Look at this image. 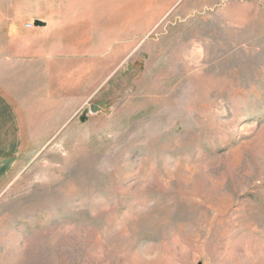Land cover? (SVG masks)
I'll return each mask as SVG.
<instances>
[{
	"label": "rangeland",
	"instance_id": "obj_1",
	"mask_svg": "<svg viewBox=\"0 0 264 264\" xmlns=\"http://www.w3.org/2000/svg\"><path fill=\"white\" fill-rule=\"evenodd\" d=\"M117 5L116 37L103 0L61 6L95 28L64 54H96L32 79L0 264H264V0Z\"/></svg>",
	"mask_w": 264,
	"mask_h": 264
},
{
	"label": "crops",
	"instance_id": "obj_2",
	"mask_svg": "<svg viewBox=\"0 0 264 264\" xmlns=\"http://www.w3.org/2000/svg\"><path fill=\"white\" fill-rule=\"evenodd\" d=\"M66 2L0 0V182L17 164L22 141L32 131L30 126L42 120L40 116L44 113L42 111L36 115L35 106L44 108L47 105L41 94L34 93L41 88L40 85H31L33 77L55 75L58 70L62 71L63 64L74 63L72 58L94 57L96 54L94 48L74 52V56L68 52L64 54L63 50L68 45L65 34L95 29L69 27L66 18L71 12L61 7ZM117 2L103 0L104 16L111 13V16H107L109 21L104 22L105 31H114L112 37L118 36L121 30L132 28L126 24L132 20L119 17L122 6L119 7ZM109 5L113 6L109 8ZM35 20L45 25L25 27L26 23H34ZM155 20L156 15L137 27H151ZM56 119L60 121V118Z\"/></svg>",
	"mask_w": 264,
	"mask_h": 264
},
{
	"label": "water",
	"instance_id": "obj_3",
	"mask_svg": "<svg viewBox=\"0 0 264 264\" xmlns=\"http://www.w3.org/2000/svg\"><path fill=\"white\" fill-rule=\"evenodd\" d=\"M44 25H45V23L40 21V20H35L34 21V26H44Z\"/></svg>",
	"mask_w": 264,
	"mask_h": 264
}]
</instances>
